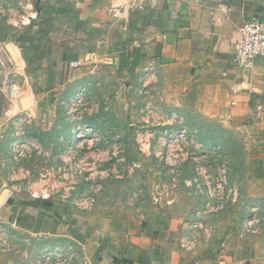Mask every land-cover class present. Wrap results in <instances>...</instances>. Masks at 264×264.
Returning a JSON list of instances; mask_svg holds the SVG:
<instances>
[{
  "label": "crops",
  "instance_id": "obj_1",
  "mask_svg": "<svg viewBox=\"0 0 264 264\" xmlns=\"http://www.w3.org/2000/svg\"><path fill=\"white\" fill-rule=\"evenodd\" d=\"M34 1L31 23L0 51V128L37 99L59 95L83 65L117 60L121 71L168 72L179 103L242 131L250 154L245 183L229 189L231 213L207 220L193 236L189 211L176 204L141 220L122 208L65 216L56 206L6 197L0 222L72 245L85 264H264V219L253 216L258 234L243 227L256 204L264 211V57L250 72L236 62L241 27L264 17V0Z\"/></svg>",
  "mask_w": 264,
  "mask_h": 264
},
{
  "label": "rangeland",
  "instance_id": "obj_2",
  "mask_svg": "<svg viewBox=\"0 0 264 264\" xmlns=\"http://www.w3.org/2000/svg\"><path fill=\"white\" fill-rule=\"evenodd\" d=\"M33 4L0 0L1 52ZM134 58L136 52L129 65ZM168 77L150 67L121 71L117 60H102L83 65L59 95L37 99L0 128V202L31 199L65 216H108L122 208L141 220L176 204L203 226L230 214L229 189L246 180L244 133L181 105ZM260 207L246 218L264 219ZM0 264L85 262L72 245L0 222Z\"/></svg>",
  "mask_w": 264,
  "mask_h": 264
},
{
  "label": "built area",
  "instance_id": "obj_3",
  "mask_svg": "<svg viewBox=\"0 0 264 264\" xmlns=\"http://www.w3.org/2000/svg\"><path fill=\"white\" fill-rule=\"evenodd\" d=\"M32 19L33 16H28L22 25H29ZM260 57H264V17L251 16L244 21L240 30L236 62L243 71L250 72L253 70L256 60ZM257 208L258 206H254L252 212L257 210ZM198 215H201V213ZM256 220L254 217L246 219L244 222V231L258 234ZM186 226H188V230L192 236L200 230H203L204 227L201 218L189 220ZM192 241L193 239L186 237L185 245H190Z\"/></svg>",
  "mask_w": 264,
  "mask_h": 264
}]
</instances>
